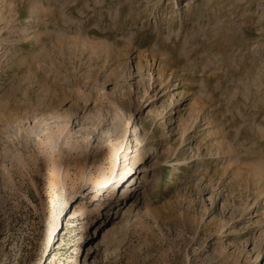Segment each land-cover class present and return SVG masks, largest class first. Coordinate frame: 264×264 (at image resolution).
<instances>
[{
	"label": "rangeland",
	"instance_id": "374dc122",
	"mask_svg": "<svg viewBox=\"0 0 264 264\" xmlns=\"http://www.w3.org/2000/svg\"><path fill=\"white\" fill-rule=\"evenodd\" d=\"M0 264H264V0H0Z\"/></svg>",
	"mask_w": 264,
	"mask_h": 264
},
{
	"label": "bare ground",
	"instance_id": "6f19581e",
	"mask_svg": "<svg viewBox=\"0 0 264 264\" xmlns=\"http://www.w3.org/2000/svg\"><path fill=\"white\" fill-rule=\"evenodd\" d=\"M32 21H33V20H32ZM106 53H107V52H106ZM136 183H137V182H134L133 184H130V185L128 186L127 192L134 191V190H135ZM127 192H124V194H126ZM118 195H119V194H118ZM118 195H117V196H118ZM105 210H106V207H103V208L101 209V214H103ZM91 228H92V227H91ZM92 229H93V228H92Z\"/></svg>",
	"mask_w": 264,
	"mask_h": 264
}]
</instances>
